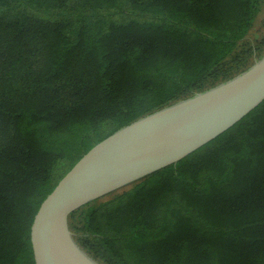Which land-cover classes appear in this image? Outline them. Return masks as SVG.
I'll return each mask as SVG.
<instances>
[{"label": "trees", "instance_id": "1", "mask_svg": "<svg viewBox=\"0 0 264 264\" xmlns=\"http://www.w3.org/2000/svg\"><path fill=\"white\" fill-rule=\"evenodd\" d=\"M264 0H0V264H35L46 196L121 127L250 68ZM100 264H264V100L68 217Z\"/></svg>", "mask_w": 264, "mask_h": 264}, {"label": "water", "instance_id": "2", "mask_svg": "<svg viewBox=\"0 0 264 264\" xmlns=\"http://www.w3.org/2000/svg\"><path fill=\"white\" fill-rule=\"evenodd\" d=\"M264 100V56L239 75L121 127L90 148L40 204L30 231L35 264H100L73 238L80 206L175 163Z\"/></svg>", "mask_w": 264, "mask_h": 264}, {"label": "rangeland", "instance_id": "3", "mask_svg": "<svg viewBox=\"0 0 264 264\" xmlns=\"http://www.w3.org/2000/svg\"><path fill=\"white\" fill-rule=\"evenodd\" d=\"M264 32V10L260 13L257 18L253 29L251 30L250 36L256 37Z\"/></svg>", "mask_w": 264, "mask_h": 264}]
</instances>
